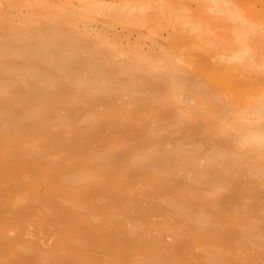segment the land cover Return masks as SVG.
<instances>
[{"label":"bare ground","instance_id":"6f19581e","mask_svg":"<svg viewBox=\"0 0 264 264\" xmlns=\"http://www.w3.org/2000/svg\"><path fill=\"white\" fill-rule=\"evenodd\" d=\"M208 21L241 46L204 54ZM118 23L166 28L167 59L187 50L231 87L232 60H264V0H0V264H264V92L244 109L197 92L185 114L178 74Z\"/></svg>","mask_w":264,"mask_h":264},{"label":"rangeland","instance_id":"374dc122","mask_svg":"<svg viewBox=\"0 0 264 264\" xmlns=\"http://www.w3.org/2000/svg\"><path fill=\"white\" fill-rule=\"evenodd\" d=\"M181 26H183V29L188 30L190 29L191 23L190 21H186L181 24L169 26L168 29H178ZM110 31H112V33L116 32L115 34L119 35L120 39L123 41V44L132 48H138L141 51L150 53L160 59H166L164 60V62L167 66V74H178L179 81L182 83L180 87L174 88L172 82L170 81V76H166L168 88L172 91L177 88L183 95L181 100H177V96L171 97L175 100L174 103L176 105H179L183 109H185L183 111L185 114L189 113L188 111L193 106H196V104H198L196 94L197 92H200L202 95L205 94L212 97L214 100L213 105L226 107L229 106L235 107L237 109H244L253 106L255 100L254 95L256 94V92H264V69L262 68V63H264V60L260 54L261 48L258 46H256L255 48L252 47V55H250L251 58L250 56H248V59L246 60L236 59L231 61L232 64L236 66L235 71L237 73V75L235 76V80H233V87H231V85H227L220 81H217L209 71L202 70L195 63V61L188 56L189 52H187V50L182 56H174L171 59H167L164 54L166 55V53H171L173 55H176L178 54L179 49L173 42H171L167 38L166 28L156 27L154 29L148 30L143 24L129 23L127 25H123L118 23L116 24V26L111 27ZM130 31L133 32V34L131 36H127L128 32ZM208 31H210L212 36L214 34L218 35V37L221 39V43L215 44L212 42H207L202 44L203 47H201V51H203V53L206 55H211L216 52L218 54L231 55L232 50L236 48L238 49L241 46V43L238 45L237 40H234V48H229L226 44H224V42H226L225 40L228 39L229 36L225 29L223 30V28L218 27V25L213 21H208ZM128 37H130L129 44H126L128 42ZM260 94L259 95L261 99H264V96H262L264 94ZM119 96L120 102H129L134 98V96H137V93H131L126 89H121ZM137 103L142 105L144 104L148 107L151 105L150 101H144L142 99L137 100ZM99 107L100 109H104L105 104L101 103ZM65 111V109L62 110V112ZM101 126L104 131L109 132L111 130L110 127L109 130L107 126L106 128L105 126L103 127V125ZM166 133L168 134L169 140L167 144L169 147H173L175 145L174 141H172L174 140L173 135H177L178 132L172 133L168 129H166ZM205 145L208 149L213 150V152L216 154V150L215 148H213V144L211 141L206 140ZM122 148L125 147L122 146ZM253 161L255 160L253 159ZM242 177L244 180H246L245 182L247 185L251 184L248 173L244 174ZM259 186L262 190H264V182L260 183ZM258 196L259 199L264 202V195L258 194ZM241 201H244V203H246V207L250 208L254 199L251 197H245L242 198ZM233 202L234 201L231 200L229 203L230 208L232 207L231 211L235 210V208L233 207ZM153 219L157 220L159 219V217L155 216ZM171 221H174V218H172ZM130 223L131 222L128 221V227L130 226ZM49 227L45 229V232L43 231L45 235H43V238L46 246H49L47 244H51V242L54 241V236L51 235L53 233V227L52 229L51 226ZM181 229V227H178V231H180ZM36 232L37 227H35L34 225L30 228H27L26 236L33 238L34 234L36 235ZM14 234L15 231H12V235ZM164 237L168 243H172L174 241V238L169 234H165Z\"/></svg>","mask_w":264,"mask_h":264}]
</instances>
